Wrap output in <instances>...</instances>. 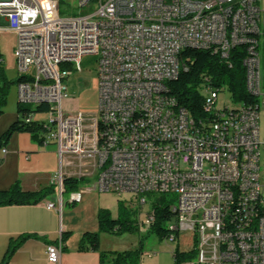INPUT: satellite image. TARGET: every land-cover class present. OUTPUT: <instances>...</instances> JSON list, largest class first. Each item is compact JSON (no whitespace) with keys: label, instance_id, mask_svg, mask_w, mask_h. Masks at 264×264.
<instances>
[{"label":"built area","instance_id":"2783aa9c","mask_svg":"<svg viewBox=\"0 0 264 264\" xmlns=\"http://www.w3.org/2000/svg\"><path fill=\"white\" fill-rule=\"evenodd\" d=\"M78 7L90 11L63 16L58 0H0L8 22L0 32L17 37L19 75L36 76V83L17 85L18 104L49 107L42 144L57 148L60 168L51 186L60 207L47 208L61 214L65 161L74 158L73 168L91 165L97 172L94 190L130 195L136 207L146 205L149 194L176 195L170 230L198 241V258L187 264H264V74L253 53L243 59L252 61L251 104L220 105L226 92L205 86L208 117L197 121L184 107L170 113L176 98L169 86L148 92L152 76L179 70L182 41L213 42L214 54L222 48L228 60V42L244 38V30L264 31V0H213L210 6L78 0ZM75 20L88 21V28L72 32L67 21ZM84 63L95 68L98 110L65 114L66 82L83 73ZM130 112H138L136 122H129ZM95 121H103L101 130H94ZM83 194H71L69 203H80ZM153 221L149 212L145 223ZM178 223H187V231H178ZM62 253L60 238L46 248L48 264H60Z\"/></svg>","mask_w":264,"mask_h":264},{"label":"trees","instance_id":"16d2710c","mask_svg":"<svg viewBox=\"0 0 264 264\" xmlns=\"http://www.w3.org/2000/svg\"><path fill=\"white\" fill-rule=\"evenodd\" d=\"M244 47H237L229 55L228 60L212 50L186 49L183 51L181 59V70L178 76L168 86L170 94L176 98L180 106L186 108L189 113L198 121L208 117L204 108L203 89L205 86L222 90L229 94L232 102L240 104H251L253 102L251 95L246 87V68L244 66ZM2 59L0 57V67ZM25 79L22 77L9 81L0 68V119L4 115V107L7 103V95L12 85H18ZM49 111L48 106H17V120L0 135V151L8 147L12 137L15 134H28L33 139H39L42 144L46 129L39 122L26 123V118L31 115L45 114ZM99 130V128H98ZM89 183V179L67 178L64 182L65 193H78L82 186ZM55 194L54 186L42 189L36 192L23 191L19 182H16L7 191H0V207L6 206H35L42 203L46 198ZM150 212L154 216V221L148 225L149 234H155L160 240L168 239L174 235L176 241L180 235L170 230L168 224L174 220L175 215L171 209L172 200L168 195H147ZM136 211H128L120 201L119 214L113 218L109 210L100 209L98 212L99 232H85L80 240L78 250L80 252L91 251L98 253L100 264H139L143 253L144 243L140 240L139 247L133 251L104 252L101 250L100 233L121 236L131 234L140 230V223L136 218ZM178 231H187L178 229ZM71 232H63L61 243L63 252L67 251L66 243L71 238ZM37 238L35 236H25L16 242H13L6 254L3 264H8L15 252L26 240ZM196 237L191 250L181 251L179 246L174 252L175 264H187L197 260L198 244ZM47 242L48 245L56 244Z\"/></svg>","mask_w":264,"mask_h":264},{"label":"crops","instance_id":"0c3cea01","mask_svg":"<svg viewBox=\"0 0 264 264\" xmlns=\"http://www.w3.org/2000/svg\"><path fill=\"white\" fill-rule=\"evenodd\" d=\"M7 26V19L0 17V27L6 29ZM6 35L13 37L15 45L17 42L16 35L8 30L0 32V38ZM0 57L3 61V54L0 53ZM19 77L20 75H18ZM13 121L15 122V118L0 130V135L9 128ZM97 126L98 124H96V130ZM5 149L7 150L5 157L0 152V158H2L0 164V191L9 190L16 182H19L22 190L26 192H36L50 187L60 168V159L54 145L44 146L39 139H33L28 134H15ZM71 161L72 158H67L65 161L67 162L66 174L69 168L72 167L70 166L72 165ZM67 178L72 177L67 176L65 179ZM88 179L90 182L91 179ZM83 196L80 203L70 204L68 202V206L76 209L75 207L83 202ZM58 202L59 199L55 193L35 206L0 207V264H3L11 244L25 236H35L37 238L26 240L8 264H48L47 242L55 243L60 240L63 232H71L72 236L65 245L67 251L62 253L60 264H100L98 253L80 252L78 250L81 237L85 232L73 233L69 225L65 223L62 212L60 214L56 209L47 208L48 203L57 205ZM100 209L102 208L94 207L97 229L87 232H99L98 212ZM67 218H69L68 215ZM102 234L100 233V244L101 250L104 252L122 253L136 250L139 247L140 242L125 246L118 238L103 239ZM175 242H170L168 239H159L158 245H155L151 250L144 248L139 264H175L174 252L177 247L174 245Z\"/></svg>","mask_w":264,"mask_h":264},{"label":"rangeland","instance_id":"374dc122","mask_svg":"<svg viewBox=\"0 0 264 264\" xmlns=\"http://www.w3.org/2000/svg\"><path fill=\"white\" fill-rule=\"evenodd\" d=\"M58 9L60 14L63 16H80L85 15L90 11L88 9H80L78 7V0H58ZM15 47L16 44L14 45L13 37L6 35L0 38V53L3 54V61L1 62V66L3 67V70L6 73L9 81L16 80L19 75L16 60L14 57ZM260 52L263 53L264 51L261 50ZM263 56L264 54H261L262 62L264 63ZM262 82L264 83V78H262ZM66 84L69 88L70 98L62 103V111L65 114H75L79 112L92 114L98 110L99 102L97 75L94 67L87 68L84 63L83 73L68 79ZM219 101L221 103L220 105L225 103L226 105L235 108H239L242 106L239 103H233L228 93H221ZM17 106V85L15 84L11 86L7 95V103L4 107V115L0 122V130L4 126H6V124H10V122H12L14 118L15 121L17 120ZM33 119L34 121H48V115L39 114L34 116ZM95 123L98 124V121H96ZM96 124L94 130H96ZM71 163L73 166H75L77 164V161L72 158ZM96 174L97 172L93 170V167L91 165L82 167L80 170L76 167H71L68 170L67 176L69 177H85L91 179L88 184L84 185L81 188V190L84 191L83 202L76 206V209L68 206L71 194L66 192L62 195V216L65 217V223L69 225V228H71L73 233H84L97 229L96 219L94 218L95 206L109 210L112 214V217L117 218L121 201L128 211L130 210L137 212L136 218L140 223V230L118 237L101 233L104 237L103 239L118 238L123 242L122 244H124L125 246H129L134 242L139 243L140 240H142L144 243V248L148 250H151L155 245H158L159 238L155 234H149L148 225L145 223L147 215L150 212L149 203H147L143 207H136L137 204L132 203L133 198L130 195L119 197L113 193H98L96 190H94L96 183ZM145 198L148 202L147 195L145 196ZM168 198L172 200L171 207H176L178 205L176 195L168 194ZM57 205L60 207V202H58ZM67 215L69 216V218H67ZM176 222V218H174V220H172L168 224V227L175 226ZM193 244L194 236L191 233H183L180 235L179 240H177L174 245L179 246L180 250L189 251L192 249Z\"/></svg>","mask_w":264,"mask_h":264},{"label":"bare ground","instance_id":"6f19581e","mask_svg":"<svg viewBox=\"0 0 264 264\" xmlns=\"http://www.w3.org/2000/svg\"><path fill=\"white\" fill-rule=\"evenodd\" d=\"M190 5H199V6H210L213 4V0H189ZM0 17H4L3 13H0ZM67 28H72V32H79L86 30L88 28V21L85 20H75L67 21ZM262 28H264V19H262ZM249 38L254 39L249 40ZM237 47H244L247 53H253L254 61H257V67L262 68V74H264V63L262 62V57L260 51H264V31L260 29H250L244 30V38L233 39V41L228 42V57L232 50ZM186 49H197V50H212L214 52V43L213 42H203V41H182L178 46H176V59H180L183 51ZM215 53H219L224 58V53H222V48H215ZM264 57V56H263ZM244 66L246 68V87L250 89V84L253 81V70H252V61L244 60ZM181 61L180 68L177 71H173V74H155L150 80H148V92L157 93L158 87H168L169 82L173 81L181 70ZM20 77L25 80L20 84H33L36 83V76L33 75H20ZM183 111V107L179 103L173 100L170 104V113H179ZM138 119V112H130L129 122H136ZM26 123H32L34 120H25ZM40 124L46 126V121H38ZM98 128L101 130L103 128V121H98ZM178 229L187 230V223H178Z\"/></svg>","mask_w":264,"mask_h":264}]
</instances>
